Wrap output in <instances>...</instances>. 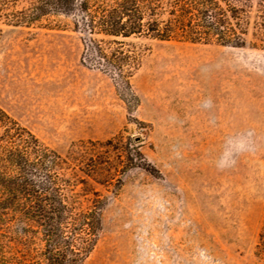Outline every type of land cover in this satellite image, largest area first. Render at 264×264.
I'll use <instances>...</instances> for the list:
<instances>
[{
    "label": "rangeland",
    "instance_id": "374dc122",
    "mask_svg": "<svg viewBox=\"0 0 264 264\" xmlns=\"http://www.w3.org/2000/svg\"><path fill=\"white\" fill-rule=\"evenodd\" d=\"M37 3L0 0V109L62 155L138 146L153 165L94 185L106 204L83 264H264V50L145 41L129 107L82 64L72 17L24 18Z\"/></svg>",
    "mask_w": 264,
    "mask_h": 264
},
{
    "label": "trees",
    "instance_id": "16d2710c",
    "mask_svg": "<svg viewBox=\"0 0 264 264\" xmlns=\"http://www.w3.org/2000/svg\"><path fill=\"white\" fill-rule=\"evenodd\" d=\"M48 15L73 18L82 64L105 73L129 107L139 104L132 78L145 41L264 50V0H38L24 18ZM0 113V264H83L98 240L106 204L94 185H114L119 164L150 174L153 165L138 146L118 161L104 151L85 161L79 147L62 155Z\"/></svg>",
    "mask_w": 264,
    "mask_h": 264
},
{
    "label": "clouds",
    "instance_id": "9594fccd",
    "mask_svg": "<svg viewBox=\"0 0 264 264\" xmlns=\"http://www.w3.org/2000/svg\"><path fill=\"white\" fill-rule=\"evenodd\" d=\"M233 163H234V161H233ZM219 166H220V167H224V166H225V164H224V161H223V160L220 162Z\"/></svg>",
    "mask_w": 264,
    "mask_h": 264
},
{
    "label": "water",
    "instance_id": "95a60500",
    "mask_svg": "<svg viewBox=\"0 0 264 264\" xmlns=\"http://www.w3.org/2000/svg\"><path fill=\"white\" fill-rule=\"evenodd\" d=\"M137 140H138V138H137Z\"/></svg>",
    "mask_w": 264,
    "mask_h": 264
}]
</instances>
